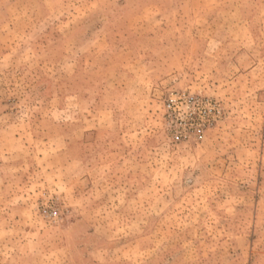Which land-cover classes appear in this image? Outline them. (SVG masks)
<instances>
[{"label":"rangeland","instance_id":"1","mask_svg":"<svg viewBox=\"0 0 264 264\" xmlns=\"http://www.w3.org/2000/svg\"><path fill=\"white\" fill-rule=\"evenodd\" d=\"M0 264H264V0H0Z\"/></svg>","mask_w":264,"mask_h":264},{"label":"built area","instance_id":"2","mask_svg":"<svg viewBox=\"0 0 264 264\" xmlns=\"http://www.w3.org/2000/svg\"><path fill=\"white\" fill-rule=\"evenodd\" d=\"M165 111L167 120L176 130V140L190 135L201 138L222 115V109L216 102L186 93L170 99L165 105Z\"/></svg>","mask_w":264,"mask_h":264}]
</instances>
